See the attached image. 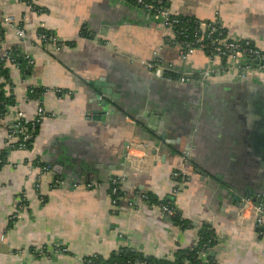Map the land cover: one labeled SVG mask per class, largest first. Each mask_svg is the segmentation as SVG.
Wrapping results in <instances>:
<instances>
[{"label": "crops", "instance_id": "0c3cea01", "mask_svg": "<svg viewBox=\"0 0 264 264\" xmlns=\"http://www.w3.org/2000/svg\"><path fill=\"white\" fill-rule=\"evenodd\" d=\"M164 1L173 15L218 23L228 38L264 48V0ZM39 32L63 45L40 43ZM0 33V56L13 48L23 58L2 65L3 90L15 99L5 122L19 111L33 117L38 99L29 88H47L39 96L45 116L28 148L10 147L0 125V264H84V256L127 250L172 260L197 245L205 226L220 240L209 249L214 264H264L253 212L235 214L236 191L225 186L252 187L264 200V73L200 79L219 59L202 51L183 59L175 30L127 0H0ZM154 52L174 73L192 77L180 83L154 75L145 65ZM93 82L112 91L102 106ZM132 144L133 166L126 156ZM96 163L122 174L117 204ZM179 168L186 174L175 197L180 223L150 202L169 197Z\"/></svg>", "mask_w": 264, "mask_h": 264}, {"label": "built area", "instance_id": "2783aa9c", "mask_svg": "<svg viewBox=\"0 0 264 264\" xmlns=\"http://www.w3.org/2000/svg\"><path fill=\"white\" fill-rule=\"evenodd\" d=\"M132 4L142 8L146 12L158 17L165 27L173 28L176 32L177 45L179 54L183 59L192 55L196 51H202L207 55V58L211 61L213 58H218L221 65L219 67H214L213 62L208 64L206 68L201 72L203 78L210 75L216 74L218 72H230L236 74L239 77H246L248 75H257L264 73V48L258 46L252 39H230L228 38L222 27L217 25L215 22L209 21H194V31L190 32V26L188 20L173 15L165 5L164 0H127ZM11 17H6L5 21L10 22ZM16 34L20 39L25 38V28L21 25L15 26ZM0 33V40H1ZM37 39L40 43L50 45L55 49H59L63 45V41L58 38L53 33L50 32H39ZM155 57L152 60L146 61V67L156 76L165 78L171 81H177L184 83L188 81V77L184 74H176L174 70L162 63L157 52H154ZM4 61H10L16 63V58L11 55L10 49H6L5 53L0 56V63ZM32 61L28 60V65ZM27 66L24 67L23 73L27 72ZM221 72V73H222ZM176 75V76H175ZM175 76V77H174ZM202 78V79H203ZM47 88L35 89L29 88L30 97H36L38 99V107L36 113L33 117L28 118L24 112L19 111L17 120L13 123H6L5 117L8 113L9 106L5 107L3 111L0 112V125H4L6 129V141L14 149H26L30 141L32 140V134L36 131L38 125L40 124L42 118L45 116V109L42 105V100H39L41 93L46 91ZM56 92L62 95L64 92L62 89H57ZM2 101H0V105ZM136 145H130L127 150V158L131 166L135 165L132 161L134 153L133 148ZM187 153L183 154L184 161L186 160ZM1 162V160H0ZM42 171L49 170V165H42ZM172 179L175 181V185L171 189L169 197L166 200L158 201L157 203H152L156 206L163 216H173L177 211L175 204V197L180 191L181 183L186 179V174L179 168L172 172ZM123 176L120 173H113L109 177V186L111 201L113 204H117L118 192L122 184ZM58 183H62V180H57ZM39 186V181L37 180L35 188ZM87 186H92L88 183ZM145 198V195H143ZM244 211L253 212V224L256 229V233L259 237L264 239V211L263 205L261 203H255L252 201H247V206L244 207ZM210 241V240H209ZM220 241H215L213 246L218 247ZM212 248V247H210ZM209 247L206 250L201 251L206 258L203 259L204 262L208 264H214L211 262V257L208 256ZM61 250L66 251V248ZM95 255V254H93ZM91 256V255H89ZM83 262L85 264H92V259H85ZM144 261L136 259L132 264H143ZM106 264H116L106 263Z\"/></svg>", "mask_w": 264, "mask_h": 264}, {"label": "trees", "instance_id": "16d2710c", "mask_svg": "<svg viewBox=\"0 0 264 264\" xmlns=\"http://www.w3.org/2000/svg\"><path fill=\"white\" fill-rule=\"evenodd\" d=\"M186 20H188L189 26H190V32L194 31V21H196L197 19L194 18H184ZM218 26L219 24L216 23ZM223 29V28H222ZM17 51L14 50L13 48L10 49V53L12 56H14L16 58V62L21 63L23 62V58L22 57H17L16 53ZM5 62V61H4ZM4 62L0 63V74H2V65ZM27 66V70L29 69V65H25ZM176 76V75H175ZM174 76V77H175ZM31 88V87H30ZM34 97V94H33ZM0 101H2V104L0 105V112L3 111V109L7 106L10 105H14L15 104V99H14V95L13 94H5V91L3 90V83L0 82ZM37 130V129H36ZM35 133V131H34ZM34 133L32 134V136L34 135ZM33 138V137H32ZM32 141V140H31ZM30 141V143H31ZM30 143L28 144L27 148L29 147ZM0 166L4 163V160L2 159V157L0 156ZM120 194V191L118 192V196ZM167 199V198H166ZM163 199V200H166ZM160 200V201H163ZM159 200H153L150 202L151 203H157ZM174 219L176 218L178 223H180V221L182 222L181 218L179 217V213L176 211L175 215L171 216ZM199 235V242L197 243L196 246H194L192 249L187 250V251H183L181 253H177L174 256V259L172 260H155L149 256L146 255H141V254H137L134 251L131 250H127V251H123L121 253L118 254H113L112 256L108 257V258H104L101 255L95 254V255H91V256H86L85 259H92V264H106V263H113L115 262L116 264H132L133 262H135L136 259H139L141 261H144L143 264H208L207 262H204L202 259H199V253L203 250H206L208 247H212L213 243L215 241H220L215 233L213 232V230H211L208 226H205L204 228H202L200 230V232L198 233ZM210 240V241H209ZM212 263H214L213 258L210 259ZM186 261V262H185ZM85 264V262H84Z\"/></svg>", "mask_w": 264, "mask_h": 264}, {"label": "water", "instance_id": "95a60500", "mask_svg": "<svg viewBox=\"0 0 264 264\" xmlns=\"http://www.w3.org/2000/svg\"><path fill=\"white\" fill-rule=\"evenodd\" d=\"M224 73H229V72H224ZM222 74V73H221ZM184 75H186L188 78H191L192 76L191 75H187V74H184ZM239 77V76H238ZM199 78L200 79H202L203 77H202V75L200 74V76H199ZM92 85L94 86V90L96 91V93H95V97H94V100L100 105V106H102V105H104V103H105V99H109V97H111V95H112V91H111V89L109 88V86H107V85H105V87L102 85V83H100V82H93L92 83ZM107 87V88H106ZM103 94H104V98L102 97L103 96ZM102 95V96H101ZM260 115V114H259ZM258 117V116H257ZM150 118L152 119V120H159V115H157V114H155V113H151L150 114ZM262 138H264V135L262 136ZM262 142V141H261ZM153 146H155V149H153L152 150V152H155L154 150H156V148H157V145H156V143L155 144H153ZM65 166L64 167H66V169L68 170V171H72V170H75V168L73 167V166H70L69 164H64ZM71 167V168H70ZM93 169H95L97 172H98V174H99V178L100 179H103V180H105V179H107V178H109L110 176H111V174H113L114 172L112 171V170H115L114 168H112V167H104V165L103 164H99V163H96L94 166H93ZM105 170H106V172H105ZM262 174V171H260V170H256L255 172H254V176H255V178L256 177H258L259 175H261ZM107 176V177H106ZM212 176V175H211ZM256 184H258V178H257V181H256ZM225 186L226 187H229L230 188V190H232V189H234L235 191H236V193L232 196L233 197V201H237V203H236V211H234V213L235 214H240L241 213V209H244V207H246L247 206V201H252V202H255V203H263L264 202V200H263V198H262V195H261V193L260 192H258L257 191V193H256V191H254V189L252 188V187H246V188H244L243 189V191H238V189L234 186V185H232L231 183H225ZM217 190H219V188L217 189ZM216 190V191H217ZM223 191H224V194L226 195V196H228V194H227V188H224L223 189ZM238 193H239V195H242L241 197L238 195ZM244 196V197H243ZM216 246H213L211 249H212V252L213 251H215L216 250ZM211 252V253H212ZM208 253H210V251H208Z\"/></svg>", "mask_w": 264, "mask_h": 264}, {"label": "flooded vegetation", "instance_id": "af4514ba", "mask_svg": "<svg viewBox=\"0 0 264 264\" xmlns=\"http://www.w3.org/2000/svg\"><path fill=\"white\" fill-rule=\"evenodd\" d=\"M262 112H264V111H262ZM260 115H261V113H260Z\"/></svg>", "mask_w": 264, "mask_h": 264}]
</instances>
